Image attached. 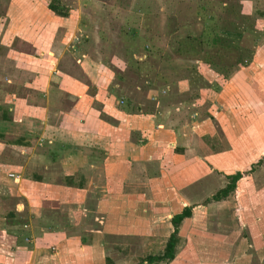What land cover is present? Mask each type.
I'll list each match as a JSON object with an SVG mask.
<instances>
[{"label": "rangeland", "instance_id": "374dc122", "mask_svg": "<svg viewBox=\"0 0 264 264\" xmlns=\"http://www.w3.org/2000/svg\"><path fill=\"white\" fill-rule=\"evenodd\" d=\"M197 28L202 40L187 44ZM147 49L150 61L135 63ZM8 108L45 124L2 140L21 139L37 159H24V174L54 189L0 197L11 224L0 264L31 263L23 236L64 229L76 248L104 223H116L106 232L115 263L139 264L182 207L169 264H264V0H0V113ZM107 124L116 132L98 135ZM68 177L82 193L65 190Z\"/></svg>", "mask_w": 264, "mask_h": 264}, {"label": "crops", "instance_id": "0c3cea01", "mask_svg": "<svg viewBox=\"0 0 264 264\" xmlns=\"http://www.w3.org/2000/svg\"><path fill=\"white\" fill-rule=\"evenodd\" d=\"M35 79H37V76L33 77V80ZM74 88L77 89L78 91L82 90V87L78 84L75 85ZM75 101H76L77 106L79 104L78 107L81 108V102H82L81 95H77ZM78 107L73 106L71 108H68V110L65 111L63 114L71 118L73 117L74 114L77 113L76 108ZM7 110L9 111V113L5 114L6 118H2L1 113H0V197L10 196V195L15 196V197H20V196L26 195V193L31 194V192L34 189L42 192L40 193V195H43L44 193L43 191H46V190L52 191L54 189L53 188L54 186L43 183L45 181L44 180L45 177L42 176L41 172H40V175L38 176H31V175L27 176L26 174H24L23 167L25 163H27V162L24 163V161L26 160L29 162V164L36 165L35 160H37V159L35 160L31 159L33 154H30L28 157L24 156V154L28 152L26 150L27 145L22 143L20 141L21 139L13 141V142L12 141L6 142L5 140L4 141L2 140V137H6L5 135H12V134L18 135L19 136L18 138H21V137L24 138L26 136H32V135L35 136L36 134H40L46 131L45 124L42 121L37 120V119L30 120V118H27L26 120L24 117L10 118L11 117L10 112L12 111V108L11 109L8 108ZM124 112H126V110ZM28 114L29 112L24 111V115H28ZM23 119L26 121H23ZM109 127L115 128V126H111V125L108 126L107 124V125H99L98 127H95V129L97 130L96 132L98 135H102L103 133L105 134L107 133V131L116 132L115 129L111 130V128ZM15 133H19V134H15ZM34 143H36L37 145H42L41 144L42 139L38 138ZM21 153L22 154L24 153V154L22 155ZM51 157L53 156L51 155ZM20 158H22V161ZM48 176H49V173H48ZM68 179L70 180V182L66 183L65 185V188H66L65 190L67 192H72V193H75V192L82 193L83 192L81 188H79L78 186H75V184L72 182L73 177H72V181H71V177H68ZM46 197H48V199L54 198V197L49 198V196H45V198ZM26 200H28V198H26ZM57 204H59V202H57ZM22 208H23L22 204H16L15 212L19 213L22 210ZM183 208L185 207H182L181 210ZM26 209L30 210L28 205H26ZM32 212H35V211L32 210ZM6 218H5V215L4 216L0 215V230L4 228H9L11 226V224H9V222L6 221ZM117 218L118 217H116V220ZM120 222L122 223V220H120L119 223ZM24 225H26V223H24ZM114 225H108L104 223L102 224V226L98 228V230L90 231V236L88 237V239L86 241L84 240L82 242H78L77 245L79 246L76 245V248L71 247L70 241L65 235L68 233H66L64 229H62V231L60 230L57 231L59 234H62L59 237H56L54 236V234L47 232V230H44L42 231V233H39L35 236L33 234L28 235V237L23 236L22 240H20L18 244V245H22L20 246L21 249L19 250V253H21L22 256L23 255L29 256V258L31 259V263L28 262L29 264H116L115 259H118V257L114 255V253H112L111 251H108L107 248L109 244L107 243L108 238L106 237L107 235L106 232H108L107 227L112 228ZM116 228H119V229L123 228V229H128L129 231H131L130 230L131 228H134V230H136L137 226H134L132 222L130 225L129 224L125 226L118 225ZM38 229L40 228L38 227ZM57 232H55V234ZM130 234H134V233L131 232V233L121 234L120 238H124V239L120 241V243L121 244L125 242L127 243L125 238H127V236ZM200 238H201L200 243H203V242L209 243L207 239H204L203 237H200ZM23 240L25 241L29 240V244L24 245L23 243H21ZM211 242L216 243L215 241H212V240ZM113 244H116V243H113ZM163 247L164 245L161 246L159 250L160 254L163 250ZM177 248H178V244L174 243V246L172 249V256L170 258H164V259L162 258L161 260H156L152 262H147L145 260H142L143 259L142 258L141 260L139 259L140 263L138 260V263L139 264H153L157 262H162L166 264L173 263L175 262L174 260L178 253ZM149 254L152 255L151 253ZM195 259H196V262L198 261V263H202L203 259L200 256V254L197 253L195 256ZM131 264H134V263H131Z\"/></svg>", "mask_w": 264, "mask_h": 264}, {"label": "trees", "instance_id": "16d2710c", "mask_svg": "<svg viewBox=\"0 0 264 264\" xmlns=\"http://www.w3.org/2000/svg\"><path fill=\"white\" fill-rule=\"evenodd\" d=\"M48 9H50L52 12H54L55 14L57 15H65V13L63 11H61L60 9H58V5L54 4V3H48ZM198 30V34H194V35H187L185 38L186 40V43L189 44V45H193L197 40H200L201 39V33H202V29L200 28H197ZM131 36H135V32H132L131 33ZM215 37L217 39H220V40H226L218 35H215ZM214 37L212 38L211 42H214L215 40ZM202 40V39H201ZM201 42V41H200ZM152 54V51H149L148 49L145 50V53L142 55L143 58L142 60H140V62H136V60H134L135 63H138V64H143L145 63L146 61H150V56ZM136 55H134L135 57ZM133 57V58H134ZM136 58V57H135ZM124 77H118V80L120 82H123L121 80H123ZM125 80V78H124ZM157 94H158V91H157ZM151 97H154V96H151ZM129 108L130 110H133L135 108V105H131L130 107L129 106H125V108ZM137 110H139V108H136ZM7 111L6 110H3V113H1V117L2 118H6V114ZM240 177V172H236L234 175H230L229 177V180H230V183L229 185L226 186L225 189H221V192L223 194H225L227 192V190H232L233 187H234V182ZM70 181L68 180L67 183H69ZM217 198V196H216ZM184 211H186V208H183L182 211L180 213H176L174 214L171 219H170V222H171V225L173 227V231L172 233L169 235L168 239L165 241V244H164V247H163V250L161 252V254L157 251L155 254L154 253H151L152 255L148 254L145 256L144 259L142 260H145L147 262H152V261H156V260H161L162 258H170L172 256V249H173V246H174V241H173V236L174 234L176 233L177 231V228H178V223L179 221L181 220L182 216L184 215ZM188 211V209H187Z\"/></svg>", "mask_w": 264, "mask_h": 264}, {"label": "built area", "instance_id": "2783aa9c", "mask_svg": "<svg viewBox=\"0 0 264 264\" xmlns=\"http://www.w3.org/2000/svg\"><path fill=\"white\" fill-rule=\"evenodd\" d=\"M119 102L121 103V100ZM23 226H25V225H23Z\"/></svg>", "mask_w": 264, "mask_h": 264}]
</instances>
